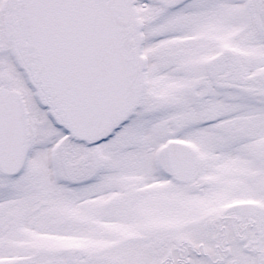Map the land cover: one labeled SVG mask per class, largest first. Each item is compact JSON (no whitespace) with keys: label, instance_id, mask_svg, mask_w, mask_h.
<instances>
[{"label":"snow or ice","instance_id":"snow-or-ice-1","mask_svg":"<svg viewBox=\"0 0 264 264\" xmlns=\"http://www.w3.org/2000/svg\"><path fill=\"white\" fill-rule=\"evenodd\" d=\"M0 264H264V0H0Z\"/></svg>","mask_w":264,"mask_h":264}]
</instances>
